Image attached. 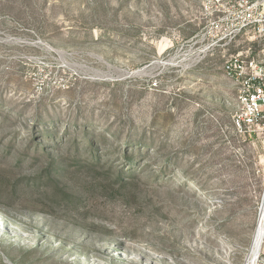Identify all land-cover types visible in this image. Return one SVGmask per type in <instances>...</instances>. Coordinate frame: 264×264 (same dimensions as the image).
I'll use <instances>...</instances> for the list:
<instances>
[{
  "label": "rangeland",
  "instance_id": "1",
  "mask_svg": "<svg viewBox=\"0 0 264 264\" xmlns=\"http://www.w3.org/2000/svg\"><path fill=\"white\" fill-rule=\"evenodd\" d=\"M233 55L264 79V0H0V264H247Z\"/></svg>",
  "mask_w": 264,
  "mask_h": 264
},
{
  "label": "built area",
  "instance_id": "2",
  "mask_svg": "<svg viewBox=\"0 0 264 264\" xmlns=\"http://www.w3.org/2000/svg\"><path fill=\"white\" fill-rule=\"evenodd\" d=\"M247 4L250 5L251 3L249 4V2H247L246 6ZM247 8L248 15L252 16L251 13L254 8L252 5L247 6ZM231 57L232 56L223 62V70L228 76L236 75L237 79L240 78L239 82L246 87L247 90V92L240 94L239 99L243 105V110L241 116L235 120V124L237 126H239L240 123H243L244 125H252L260 120H264V79L257 70H253V61H248L246 59L242 60L240 56L233 55V58ZM241 63L242 65L248 63L251 70H253L251 71L252 74L243 71ZM258 212V224L261 223L262 227L261 242L256 253L247 261V264H264V190L261 196V203ZM261 247H263L262 254Z\"/></svg>",
  "mask_w": 264,
  "mask_h": 264
},
{
  "label": "bare ground",
  "instance_id": "3",
  "mask_svg": "<svg viewBox=\"0 0 264 264\" xmlns=\"http://www.w3.org/2000/svg\"><path fill=\"white\" fill-rule=\"evenodd\" d=\"M261 234H262V227H261V223H260L257 226V230H256V234H255V239H254V248L255 249H258L259 246H260Z\"/></svg>",
  "mask_w": 264,
  "mask_h": 264
}]
</instances>
